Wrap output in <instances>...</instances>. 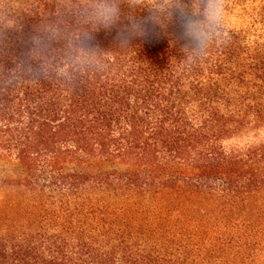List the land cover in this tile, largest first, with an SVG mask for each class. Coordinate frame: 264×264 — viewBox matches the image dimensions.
<instances>
[{
  "label": "trees",
  "instance_id": "16d2710c",
  "mask_svg": "<svg viewBox=\"0 0 264 264\" xmlns=\"http://www.w3.org/2000/svg\"><path fill=\"white\" fill-rule=\"evenodd\" d=\"M239 1L196 51L204 0H114L106 29L0 0V264H264V0Z\"/></svg>",
  "mask_w": 264,
  "mask_h": 264
},
{
  "label": "clouds",
  "instance_id": "9594fccd",
  "mask_svg": "<svg viewBox=\"0 0 264 264\" xmlns=\"http://www.w3.org/2000/svg\"><path fill=\"white\" fill-rule=\"evenodd\" d=\"M218 0H204L202 18L188 19L185 33L196 51H201L214 38L219 24ZM119 9L114 0H89L86 16L100 28H109L118 19ZM88 54L84 53L86 57Z\"/></svg>",
  "mask_w": 264,
  "mask_h": 264
},
{
  "label": "rangeland",
  "instance_id": "374dc122",
  "mask_svg": "<svg viewBox=\"0 0 264 264\" xmlns=\"http://www.w3.org/2000/svg\"><path fill=\"white\" fill-rule=\"evenodd\" d=\"M260 4L259 0H240L238 5L239 7H250V6H258ZM247 9V8H245ZM260 138L264 141V131L260 134ZM252 140V137H243L239 140L238 145L242 146L248 141Z\"/></svg>",
  "mask_w": 264,
  "mask_h": 264
}]
</instances>
